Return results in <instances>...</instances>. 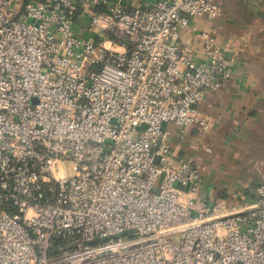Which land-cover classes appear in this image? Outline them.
I'll return each instance as SVG.
<instances>
[{
    "label": "built area",
    "instance_id": "obj_1",
    "mask_svg": "<svg viewBox=\"0 0 264 264\" xmlns=\"http://www.w3.org/2000/svg\"><path fill=\"white\" fill-rule=\"evenodd\" d=\"M79 2L0 0V264H264V174L209 202L170 151L234 75L235 42L191 24L225 0Z\"/></svg>",
    "mask_w": 264,
    "mask_h": 264
},
{
    "label": "crops",
    "instance_id": "obj_2",
    "mask_svg": "<svg viewBox=\"0 0 264 264\" xmlns=\"http://www.w3.org/2000/svg\"><path fill=\"white\" fill-rule=\"evenodd\" d=\"M13 1L15 11H19L26 0ZM114 1L134 8L151 0ZM88 4V0L78 3L85 12ZM86 21L81 14L73 27L85 38L89 35L80 27ZM191 24L210 29L221 44L235 42L234 51L227 54L234 61L235 72L229 83L199 102L200 109L212 119L208 133L192 129L180 137L167 125L170 151L174 158L192 156L200 162V197L209 202H236L264 174V0H225L220 18L191 19Z\"/></svg>",
    "mask_w": 264,
    "mask_h": 264
}]
</instances>
